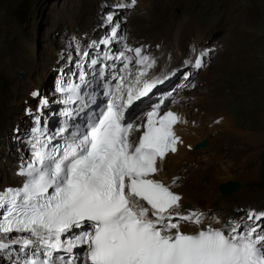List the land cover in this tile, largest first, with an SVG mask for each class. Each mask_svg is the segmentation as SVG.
Returning a JSON list of instances; mask_svg holds the SVG:
<instances>
[{
    "label": "snow or ice",
    "instance_id": "6c2138e0",
    "mask_svg": "<svg viewBox=\"0 0 264 264\" xmlns=\"http://www.w3.org/2000/svg\"><path fill=\"white\" fill-rule=\"evenodd\" d=\"M118 27L99 44H110ZM127 51L134 56L106 52L90 60L93 67L101 65L93 76L103 82L107 100L82 126L49 133L37 117L28 140L31 159L17 172L24 177L21 186L0 190V253L12 264H264V223H258L264 211L249 210L247 219L222 228L181 230L180 221L199 226L204 214H181L182 197L153 177L160 171L158 161L183 143L175 131L182 118L171 110L161 114L158 104L144 113L143 123H135L137 102L176 71L147 78L155 59L141 48ZM107 60H120L123 68L109 74ZM194 66L203 67L202 59ZM85 75L81 84L58 88L67 93L65 103L94 95L82 92L91 86ZM65 115L73 113L66 110Z\"/></svg>",
    "mask_w": 264,
    "mask_h": 264
},
{
    "label": "rangeland",
    "instance_id": "374dc122",
    "mask_svg": "<svg viewBox=\"0 0 264 264\" xmlns=\"http://www.w3.org/2000/svg\"><path fill=\"white\" fill-rule=\"evenodd\" d=\"M51 1L2 0L0 59L3 60V66L0 72H4L3 67L18 66L14 77L16 81H21L27 77V67L32 68L33 63L54 58L57 52L61 53L58 57L63 63H66V57L62 52L71 55L70 59L81 60V49L88 45L96 47L93 44V41L97 42L95 34L101 37L100 30L109 32L110 27H113L114 23L107 19L109 12L102 8L106 2L110 5L109 8L117 3L125 4L124 14L134 18L142 13L134 11L136 5L129 6L131 0H58V3ZM140 1L136 0V4ZM21 3L28 10L24 23L15 18V10ZM150 9L153 22L139 17L124 23L120 19L124 14L119 15L115 24L119 25L118 30L121 32L120 44L132 46L131 49L141 48L147 55L163 52L165 44L166 51L171 52L180 40L182 50L194 52L193 61L199 58L204 64L199 69L194 66L191 72L180 74L173 86L180 96L176 98V103L161 108H169L172 111L183 108L189 100L185 92L190 79V90L207 89L206 96L216 107H221L223 114L217 117L220 125L214 123L216 119L212 122L213 125L211 123L208 126L203 123V117L198 122L187 119L190 123L184 125V131L190 133L192 138L194 136L200 139L198 142L203 139L209 142L207 132L210 127H213V131L226 130L231 138H236L243 146V150L238 153L234 151L227 157L212 152L214 156L208 167L202 158L199 173L192 179L193 185L187 193L190 202L185 209L204 215L214 212L212 218L216 223L219 215H224L226 219H247L249 210L255 209L257 204L251 198L248 200L249 196L263 197L261 201L264 204V144L257 165L259 167L249 166L252 152L255 151L249 139L253 138L254 134L264 135V0H152ZM237 9H240V15L236 14ZM116 50L119 51V48ZM203 53L207 54L202 55ZM19 71L23 73L22 77L17 76ZM211 78H215V82L207 85ZM8 85L9 80L0 73L1 105H4L9 97ZM173 88H166L168 95L174 91ZM50 97L49 93L48 98ZM47 105L48 108L50 105ZM179 105L183 107H178ZM220 117L227 119V124L221 123ZM135 120L137 121V117ZM208 146L214 148L210 142ZM26 154V158L30 156L29 151ZM207 154V151L202 152L200 156ZM172 163L174 160L171 159L162 165L163 169L161 175H157V180L170 184L172 175L169 168ZM228 181L241 183V188L232 196L223 197L218 187ZM9 186L16 184L9 183L5 187ZM176 189L182 193L184 191L181 185H176ZM182 224L186 227L189 225L188 222ZM18 248L19 246L16 249ZM9 260L6 254L0 253V264H10Z\"/></svg>",
    "mask_w": 264,
    "mask_h": 264
},
{
    "label": "bare ground",
    "instance_id": "6f19581e",
    "mask_svg": "<svg viewBox=\"0 0 264 264\" xmlns=\"http://www.w3.org/2000/svg\"><path fill=\"white\" fill-rule=\"evenodd\" d=\"M52 2L58 3V0H52L51 3ZM151 3L152 0H141L140 2H138V4L135 3L136 6L134 7L137 8H135L136 10L134 11H141L142 13H140L139 17L145 18L147 19V21H152L153 15L150 9ZM1 4H2V0H0V5ZM109 7L110 5L108 4V2L102 5L104 11L109 12L108 15H111L113 17L112 19L113 22L111 21L110 23H114L113 24L114 27L116 25L115 20L117 21L119 15L124 14L125 10L123 9H125L126 5L123 3L122 4L117 3V4H113L112 8ZM130 10L133 11L132 8ZM236 14L237 15L241 14L240 9L236 10ZM123 16L124 17L120 19L123 20L124 23L130 20L131 18L132 21L137 20L139 18V17L134 18L132 17V15L128 16L126 14H124ZM210 25L211 24H209L208 27H210ZM113 27L112 26L110 27L109 32L103 29L100 30L102 31L100 32L102 35L101 37H99L100 35L98 36L97 33L95 34V39H97V44L99 46L92 48L91 46L88 45L85 46L83 49H81V51H79L81 60L70 59L69 56L71 55H66V52H62L65 54L66 57L65 60L66 63H63L61 59H59L60 57H58V55H60L61 53L58 54L57 52L54 55V58L51 57L47 61H40L37 63H33L32 68L27 67L26 69L28 73L27 77L21 81H16L14 77V72L18 69V66L3 67L5 68L4 72H0V73L9 80V85H8L9 97L4 105L0 104V190H4L6 188L5 186L9 185V183H14L18 185L23 180L22 178L16 175V171L21 167L22 163H24L25 160L28 158V157L26 158L27 154L25 155V153L29 151V153L31 154V149H30V145L28 144V140L31 138L32 129L35 127V122L37 120V117H39L40 122H42L47 127L51 125L53 126L54 119L58 117L59 113L55 109H57L58 105H62L63 103V97L58 94V84L61 82H65V83L69 82L71 79H74L78 83H81L80 80L81 74H86L85 80L90 81L91 86H93L94 89L97 87H102L101 85L103 84V82L100 81L99 83H97L96 77L93 76L94 71L98 69L101 65L98 64L95 67L91 66L90 64L91 59L98 57L102 58L104 53L106 52L113 56L118 55L120 52H125L127 56H134L133 52L127 51V49L132 48V46H128L125 43L120 44L119 35L121 34V32H119L118 29H117V37L113 39L110 44L108 45L99 44V42L104 40L105 38L111 37V31ZM180 43L181 41L179 40L176 46H173V49L170 50L171 52L166 51V44H165V46L162 49L163 52H156V53L153 52L151 54H147L149 57L155 59L156 61L155 67L148 71L147 78H152V77L163 78L165 75H168L173 71H176V74L171 75L169 79L164 80V82L161 84H158L152 90V92L149 93L147 97L142 98V102H137V107L135 108L137 121L139 120V118L144 116V113L150 111L156 105L159 104L161 108V106L176 103L175 102L176 98L180 96L179 91L174 89L173 86L175 85V82L179 78L180 74H182L183 72H191V68L194 67L193 57L195 56L194 52H184L182 50ZM118 48L119 51L116 50ZM133 48L135 49V47ZM85 51L89 53V56L87 57L83 56V53ZM198 53H196L197 56ZM186 61H192V63L185 64ZM104 63L110 66L106 70L107 73L109 74H116L120 69L123 68V63L120 60H107L104 61ZM2 66H3V60L0 59V70ZM131 67L133 71H135V68L137 66L135 65L134 61ZM9 69L12 70L9 71ZM120 74L123 73L121 72ZM111 82L115 84L116 81L112 80ZM213 82H215V78L214 79L211 78V80L207 82V85L212 84ZM190 84L191 81L189 79L185 92L186 95L189 96L188 102L184 105V107L183 105L178 106V107L181 106L183 108L173 110L182 118V122L178 123L176 127L177 129L176 134L181 137L183 143L178 145V151L176 154L175 153L168 154L162 162L158 161V167L160 168L158 174L160 176L161 175L160 172L163 169L162 165H164V163L167 160H171V159L174 160V163H172V165L169 168L172 175L171 180L169 181L170 184L168 185L165 183L164 184L170 187L172 191L178 193L182 197V200L180 201V208L177 209V211H179L181 214H188L190 212H195L194 210H186L185 208L190 202V197H188L187 193H189L190 191L189 189L190 186L193 185L192 179L199 173L198 171L200 166L199 163L202 160V158L207 163V167H208V163L211 161L212 156H214L212 155V152L221 155L223 157H227L230 155V153L231 154L234 153V151L238 153L241 150H243V146L239 144L240 141L237 140L236 138H231L230 137L231 135L229 136L228 131L226 130L213 131V127L212 128L210 127V130L207 132L208 133L207 137L209 139V142L213 144L214 148L208 146L205 149H201L197 151L193 150L192 147L195 144H197L200 139L198 138L196 139L194 138V136L192 138L190 133L184 131L183 129L184 125L187 124L188 122L190 123V121L188 120L191 119L192 122L193 121L198 122L203 117V119H205V121L203 120V123H205V126H208L209 124L214 122L215 119L217 120V117L221 116L223 113L221 111V107H216L215 104L206 96L207 89L195 88L193 90H190L189 87ZM52 85L54 86V88H52ZM167 87H172L174 90L171 94L169 93V95L166 92ZM41 91H43V93H41ZM33 92L38 93V95L35 96L37 97V99H35V97L32 96ZM49 93L51 95L50 99L48 98ZM45 99L48 101L47 104L50 105L48 108L46 107V105L41 104V100H45ZM221 102L223 104L222 100ZM49 108L50 110H47ZM21 110L23 111L22 113ZM161 111L164 110L161 108ZM40 112L42 113L39 114ZM88 118L90 119L89 116H87V118L85 119ZM220 119L222 120L221 123L225 122L227 124V119L224 120L222 119V117H220ZM183 121H187V123H184ZM217 121H215L214 123H217ZM217 124L220 125V122ZM251 138L249 139L250 145L252 146V148H255V151L252 152L253 154L251 155L252 157L249 160L250 161L249 166L255 168L259 164L260 157L262 154L263 149H261V147L264 144V135L254 134L253 138L252 139ZM180 147L181 149H179ZM206 151L208 152V154L204 157H201L200 153L202 154V152L204 153ZM241 164H246V163L241 162ZM258 167L259 166H257L256 168ZM174 180L175 183H173ZM176 185L182 186L184 190L183 193L176 189ZM250 198L251 200H253V202L257 203V204L255 203L256 207L254 210H256L257 212L264 211V204L261 201L263 197L258 196V198H253L252 196L251 197L249 196L248 200H250ZM213 214L214 212H208L207 214L203 215V222L199 226L188 222L189 225L188 227H186L182 224L185 221H180L181 230L185 232H194L197 230V227L205 228L208 225H211L214 228H222L229 221L241 219L239 217H235L236 219H231V218L226 219L224 215H219L218 216L219 220H217L216 223L215 219L212 218ZM175 219H179V218L176 217ZM258 223H264V221ZM76 231L79 232L80 230H76ZM13 235H26V234L14 233ZM17 247L18 245L12 246V248H17ZM8 251H11V249H9ZM74 252H82V250L76 249L74 250ZM60 255H63V253H60ZM13 257H15V254H13ZM8 263L12 264V260H9Z\"/></svg>",
    "mask_w": 264,
    "mask_h": 264
},
{
    "label": "water",
    "instance_id": "95a60500",
    "mask_svg": "<svg viewBox=\"0 0 264 264\" xmlns=\"http://www.w3.org/2000/svg\"><path fill=\"white\" fill-rule=\"evenodd\" d=\"M17 76L22 77L23 73L21 71H19V72H17ZM208 145H209L208 140L203 139L194 145L193 150L197 151V150L205 149L208 147ZM26 161H27V159L25 160V162ZM240 188H241V183H239L237 181H228L224 184H221L218 187V191L223 197H229V196H232L233 194H235Z\"/></svg>",
    "mask_w": 264,
    "mask_h": 264
},
{
    "label": "clouds",
    "instance_id": "9594fccd",
    "mask_svg": "<svg viewBox=\"0 0 264 264\" xmlns=\"http://www.w3.org/2000/svg\"><path fill=\"white\" fill-rule=\"evenodd\" d=\"M71 80H73L74 82H76V83H78L76 80H74V79H71ZM61 83H63V84H66V83H69V82H61ZM60 84V83H59ZM58 84V85H59ZM59 94V93H58ZM60 95V94H59ZM61 96V95H60ZM63 97V96H62ZM66 104H65V102H64V99H63V103H62V105H58V107H57V109H55L59 114H58V117L56 118V119H54V121H53V126L51 125V126H49V127H47L48 128V131H49V133H55V132H57V127H58V125H59V123H60V121H61V114H62V111H63V109L64 108H67L66 106H65ZM164 111H167V110H164ZM164 111H161V113H163ZM172 111V110H171ZM144 120H145V115L143 116V117H141V118H139V120L138 121H136L135 120V123H137V124H139L140 122H144ZM83 120H79V124H83L84 123V121L82 122ZM82 122V123H81ZM36 123V122H35ZM41 123V125L42 126H45L42 122H40ZM178 125V124H177ZM177 125H176V127H177ZM35 127H36V124H35ZM176 127H175V131H177V129H176ZM169 154H172V153H169ZM31 158V154H30V156H28V158H27V161L29 160ZM157 175H158V173L153 177V178H156L157 177ZM21 183V182H20ZM19 183V184H20ZM19 184L18 185H16V186H19ZM15 186V187H16ZM9 187H12V186H9ZM14 187V186H13ZM8 188V187H7Z\"/></svg>",
    "mask_w": 264,
    "mask_h": 264
},
{
    "label": "trees",
    "instance_id": "16d2710c",
    "mask_svg": "<svg viewBox=\"0 0 264 264\" xmlns=\"http://www.w3.org/2000/svg\"><path fill=\"white\" fill-rule=\"evenodd\" d=\"M28 10L23 7V4H19L15 10V18L21 22L24 23L25 19L27 18Z\"/></svg>",
    "mask_w": 264,
    "mask_h": 264
}]
</instances>
